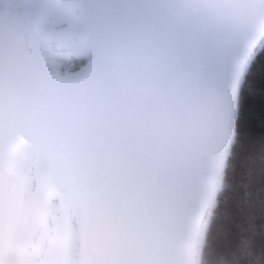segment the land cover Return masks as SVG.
<instances>
[{
    "label": "snow or ice",
    "instance_id": "snow-or-ice-1",
    "mask_svg": "<svg viewBox=\"0 0 264 264\" xmlns=\"http://www.w3.org/2000/svg\"><path fill=\"white\" fill-rule=\"evenodd\" d=\"M20 106L127 241L108 264H264V0H0V147Z\"/></svg>",
    "mask_w": 264,
    "mask_h": 264
},
{
    "label": "water",
    "instance_id": "water-1",
    "mask_svg": "<svg viewBox=\"0 0 264 264\" xmlns=\"http://www.w3.org/2000/svg\"><path fill=\"white\" fill-rule=\"evenodd\" d=\"M102 208L77 154L20 106L0 147V264H108L127 241L113 234ZM184 264H201L198 252H186Z\"/></svg>",
    "mask_w": 264,
    "mask_h": 264
},
{
    "label": "trees",
    "instance_id": "trees-1",
    "mask_svg": "<svg viewBox=\"0 0 264 264\" xmlns=\"http://www.w3.org/2000/svg\"><path fill=\"white\" fill-rule=\"evenodd\" d=\"M233 191H234V186L232 183L231 173L229 172L227 178L224 179L223 187L220 192V200L222 204L226 201V199L230 195H232ZM240 192L242 195L243 189H241ZM210 264H225V258L222 255H215L213 257H210Z\"/></svg>",
    "mask_w": 264,
    "mask_h": 264
},
{
    "label": "flooded vegetation",
    "instance_id": "flooded-vegetation-1",
    "mask_svg": "<svg viewBox=\"0 0 264 264\" xmlns=\"http://www.w3.org/2000/svg\"><path fill=\"white\" fill-rule=\"evenodd\" d=\"M50 53L45 52V53H41V55H44L46 58H52L53 57L52 52H50Z\"/></svg>",
    "mask_w": 264,
    "mask_h": 264
}]
</instances>
